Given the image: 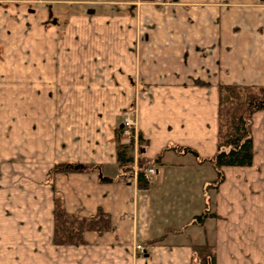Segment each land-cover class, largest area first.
<instances>
[{
    "label": "crops",
    "instance_id": "crops-1",
    "mask_svg": "<svg viewBox=\"0 0 264 264\" xmlns=\"http://www.w3.org/2000/svg\"><path fill=\"white\" fill-rule=\"evenodd\" d=\"M221 84L264 86V1L0 0V264H264V109L252 164L210 187ZM129 106L161 159L144 191L117 163ZM56 196L110 229L58 247Z\"/></svg>",
    "mask_w": 264,
    "mask_h": 264
},
{
    "label": "trees",
    "instance_id": "trees-1",
    "mask_svg": "<svg viewBox=\"0 0 264 264\" xmlns=\"http://www.w3.org/2000/svg\"><path fill=\"white\" fill-rule=\"evenodd\" d=\"M264 1V0H261ZM264 109V86L254 87L238 84L219 85V140L216 154L203 160L211 164L216 170V179L210 184L215 187L223 180V168L227 166L245 167L252 164L253 141L251 136V116L254 112ZM122 128L118 129L116 155L117 163L123 169L126 176L133 175V140L131 143H121L120 135ZM137 154L136 164L138 171L135 175L137 188L141 191L147 190L150 186L148 167L160 164L158 156L154 162H148L143 156V149L147 143L137 133ZM79 168L76 164L57 162L52 168L56 171H76ZM54 207V235L53 241L56 244H81L84 243L83 233L87 230L105 231L110 229V219L107 214L99 210L95 216L80 217L67 213L60 198H55ZM211 213L207 210L194 217V222L203 224L204 220ZM211 216H216L214 213ZM193 258L189 264H216L214 246L208 243L193 244Z\"/></svg>",
    "mask_w": 264,
    "mask_h": 264
},
{
    "label": "built area",
    "instance_id": "built-area-1",
    "mask_svg": "<svg viewBox=\"0 0 264 264\" xmlns=\"http://www.w3.org/2000/svg\"><path fill=\"white\" fill-rule=\"evenodd\" d=\"M135 119L134 117H131V115H126L125 118H123V122H122V128H123V131L120 135V138H121V143H126V144H129L131 143V140H133V145L134 147L136 148L137 147V131H136V127H135ZM135 158L137 159V149H135ZM135 165V164H134ZM135 169L133 171V176L136 175L137 173V170H138V166L137 164L135 165ZM145 171L149 174V173H153L154 170L152 167L150 168H146ZM138 248H141L140 245L137 246Z\"/></svg>",
    "mask_w": 264,
    "mask_h": 264
},
{
    "label": "rangeland",
    "instance_id": "rangeland-1",
    "mask_svg": "<svg viewBox=\"0 0 264 264\" xmlns=\"http://www.w3.org/2000/svg\"><path fill=\"white\" fill-rule=\"evenodd\" d=\"M68 17V14L66 15H64V14H62V13H60L58 16H57V19H58V21L59 22H63L66 18ZM218 110H219V108H218ZM131 115V117H135V110H134V108L132 107V106H129L128 108H127V110H125V111H123L122 112V122H123V118H125L126 117V115ZM135 119V118H134ZM218 120H219V118H218ZM135 124H136V122H135ZM135 127H136V125H135ZM122 130H123V128H122ZM218 140H219V133H218ZM117 144L118 143H120V139H117ZM135 149H137V147L135 148H133V151L131 150V153H133V165H132V168H133V171H134V169L136 168L135 167V165H136V158L134 157V154H135ZM135 164V165H134ZM148 168H150V167H148ZM138 171V170H137ZM55 198H57V196L55 197ZM59 198V197H58ZM54 204H55V199H54ZM63 206V205H62ZM54 207H55V205H54ZM65 209V208H64ZM54 213V212H53ZM68 213V212H67ZM54 218V217H53ZM84 234V233H83ZM54 244L55 245H58V247H60V245H78V244H56L55 242H54ZM139 250H142V248H139ZM6 264H16V263H9V262H6Z\"/></svg>",
    "mask_w": 264,
    "mask_h": 264
},
{
    "label": "water",
    "instance_id": "water-1",
    "mask_svg": "<svg viewBox=\"0 0 264 264\" xmlns=\"http://www.w3.org/2000/svg\"><path fill=\"white\" fill-rule=\"evenodd\" d=\"M143 151V150H142Z\"/></svg>",
    "mask_w": 264,
    "mask_h": 264
}]
</instances>
